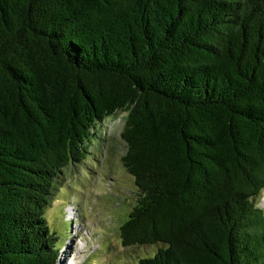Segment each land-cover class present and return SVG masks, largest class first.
<instances>
[{"label": "trees", "instance_id": "1", "mask_svg": "<svg viewBox=\"0 0 264 264\" xmlns=\"http://www.w3.org/2000/svg\"><path fill=\"white\" fill-rule=\"evenodd\" d=\"M120 113L134 264H264V0H0V264H58L47 209Z\"/></svg>", "mask_w": 264, "mask_h": 264}, {"label": "rangeland", "instance_id": "2", "mask_svg": "<svg viewBox=\"0 0 264 264\" xmlns=\"http://www.w3.org/2000/svg\"><path fill=\"white\" fill-rule=\"evenodd\" d=\"M125 113L97 123L83 163L66 169L47 209L59 244L58 264H134L153 247H124L120 225L130 211L133 177L122 162ZM257 205L264 209V189ZM71 214V215H70Z\"/></svg>", "mask_w": 264, "mask_h": 264}, {"label": "bare ground", "instance_id": "3", "mask_svg": "<svg viewBox=\"0 0 264 264\" xmlns=\"http://www.w3.org/2000/svg\"><path fill=\"white\" fill-rule=\"evenodd\" d=\"M71 215V214H70Z\"/></svg>", "mask_w": 264, "mask_h": 264}]
</instances>
